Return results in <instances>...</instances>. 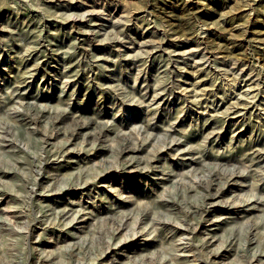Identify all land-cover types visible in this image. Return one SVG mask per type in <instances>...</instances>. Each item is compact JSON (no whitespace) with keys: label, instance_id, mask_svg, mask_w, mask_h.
Segmentation results:
<instances>
[{"label":"rangeland","instance_id":"1","mask_svg":"<svg viewBox=\"0 0 264 264\" xmlns=\"http://www.w3.org/2000/svg\"><path fill=\"white\" fill-rule=\"evenodd\" d=\"M63 1L80 7L64 14L63 9L53 6L55 0H0V28L3 29L0 31V168L9 170L4 181L0 179L3 188L0 190V219L10 222L3 225L0 221V264H16L17 261L19 264H48L38 260L41 246L49 250L64 244L67 226L61 229L56 224L45 225L48 229L44 233V226L32 218L39 215L27 191L35 176L32 162L35 156L44 154L45 149L63 141L78 122H94V118L107 123V127L95 122L92 134L87 135L84 129L82 134L72 137L71 144L82 145L85 151L45 165L47 173L60 178L81 167L101 168L102 164L118 159V151L125 145L123 140L142 145L139 155H145L150 147L162 148V143L167 141L164 130H168L175 132L184 146L199 147L221 158L200 166L197 177L210 173L224 176L230 170L243 174L225 184L224 200L232 199L237 193L243 198L264 202V173L256 160L250 158L254 148H264V0ZM69 12L75 21L73 28L70 18L66 17ZM37 26L38 33L29 31ZM7 28L11 29V34L7 33ZM37 34L38 58L29 57L27 62L34 71L33 62L37 60L38 71L34 76L25 74L26 81L18 84L19 72L23 70L19 59L28 56L23 52L25 47L34 48ZM137 75L142 78L135 80ZM63 79L68 81L65 87ZM162 86L166 87L160 93L163 101L159 106L150 102L151 106L147 107L145 102H149L152 91ZM15 87L24 98L9 104L6 95ZM27 101L46 103L50 109L38 116V128L34 131L19 120L31 112L24 109ZM245 103L249 105L247 109L231 112L235 104ZM12 110L16 117L11 116ZM227 110L228 115H225ZM55 116H63L57 127H53ZM148 118L159 140H144L132 130V122L143 124ZM7 126L9 132L5 139L24 149L16 145L3 147L1 135ZM63 129L64 134L60 133ZM211 130L219 135L216 137L213 132L215 136L204 144L203 138ZM83 135H86L84 140ZM159 153L163 156L156 162L159 166L146 177L140 179L127 170L110 169L93 183L52 196L51 202L62 207L68 201V204L81 201L86 207L81 213L88 212L87 215L89 210L96 213L101 208H110L100 216L130 211L137 203H154L153 199L164 188L172 189L171 181L165 178L168 173L161 171L163 162L168 164L164 168L171 176L179 177L177 172L186 174L190 169L183 151ZM195 156L198 160V154ZM260 163L264 166L263 160ZM187 178L186 182L190 181L187 185L192 184L193 176ZM201 190L187 191L185 195L168 191L166 196L173 199L172 213L158 215L162 224L166 217L182 216L187 207H202L206 190L204 187ZM17 203L30 221L26 229L18 228L14 224L18 218L11 217L15 215ZM223 203L207 215L209 219L225 212ZM248 213H223L222 221L215 228H211L213 225L207 220L197 227L194 225V242L201 238L212 240V247H216L221 236L234 235L232 244L220 248L215 264H246L254 251L264 250V206ZM118 219L105 225L113 227ZM162 224L149 235H137L129 247L121 246L98 258V263L130 264L137 253L140 252L136 257L152 251L154 259L147 261L163 258L170 263L171 257L180 256V251L173 247L176 240L170 239V228ZM13 226L23 231L14 232ZM24 232L29 238H25ZM251 237L260 241L258 246H247L246 241ZM39 238L44 241L34 247ZM58 261L56 264H71L67 257ZM185 263L179 261L178 264Z\"/></svg>","mask_w":264,"mask_h":264},{"label":"bare ground","instance_id":"2","mask_svg":"<svg viewBox=\"0 0 264 264\" xmlns=\"http://www.w3.org/2000/svg\"><path fill=\"white\" fill-rule=\"evenodd\" d=\"M55 1L56 2H54L53 6L56 5L60 9H63L64 14L67 11H74L73 9L80 7L72 5L68 2H64L63 0ZM47 8L52 7L48 6ZM70 16H72V12H69L66 17L70 18ZM69 22H71L70 26L73 28L75 24L74 18H70ZM1 30L3 29L0 28V31ZM36 30L38 33V26L37 29L32 27V29H30L29 31L35 32ZM7 33L11 34V29L7 28ZM34 37H36V34L34 35ZM35 39L33 40L34 48L30 49V47H25L23 50L25 55L28 56L26 58H23L22 56V59H19V66L22 67L23 70L19 72L20 79L17 80L18 84L26 81L24 76L25 74L28 76H34L38 71V62L36 63L37 60L33 62L34 65L31 64V66L33 65L34 71L30 69L31 67L30 65H28L29 61L27 62L29 57L33 58V60L38 58V34L37 42L35 41ZM18 52H21V49ZM26 69L30 70H27L26 73H24ZM138 78L141 79L142 77L137 75L135 77V80H137ZM144 80H146V78ZM63 83L64 87L68 85L67 80H64ZM18 89V87H15L7 93V103L11 104L21 102L23 100L24 96L20 94ZM165 90L166 87L164 86L160 87L159 89H154L152 91L149 102H145L147 107L151 106L150 102L152 104H155L156 106H159L161 101H163V97H161L160 93ZM58 101H60V98H58ZM25 103L23 105L24 109H31V112H27L26 116L24 117H19V120L22 121L26 126L30 127L31 131H34L35 128H38L37 124L39 117L43 116L47 112H50V109H47L46 103H38L37 101H27ZM248 106L249 105L246 103L242 105L235 104V106L233 107L234 109L231 110V112L238 113L243 108L247 109ZM56 108L57 107H54V111H56ZM32 114H36L37 117H35L36 115ZM225 115H228V110L226 111ZM11 116L16 117L15 110L11 111ZM149 119L150 118H148L146 121H142L143 124H134L135 122H132V130L137 132L138 135L140 134L141 136H143V138H145L144 140L158 139L159 135H156V133L153 132L154 128L151 127L148 121ZM62 120L63 116H55L53 122L55 125L53 127H57L58 125H60L62 123ZM95 122L103 123V121H100L95 118L94 122H78V126L73 129L68 134V136L63 139V141H61L58 145H56L55 143V146L45 149L44 154H41L40 156H35L36 158L32 162V165L34 166L35 170V176L33 178L32 184L27 188V191L29 192L31 198L34 200L36 204V209L38 210L39 214L32 218L37 219L38 224H42L44 226V233H47L46 229H48L45 225L56 224L57 226H60L61 229H63V226H67L64 235L62 234L64 236V244H60L57 249L49 250H46V246H41L42 248H40V250L37 252V255L38 260L42 263L56 264V262H59L58 259L62 262L64 257H67L70 260L71 264H94V262H96L95 264H100V262L98 263V258L107 255L114 249H120L121 246L129 247V243L137 235H149L150 233L158 229V225L163 223V220L161 221L158 218V215L166 214L168 216L172 213L170 207L172 205L171 200L173 199L172 197L170 198L166 196L168 191L175 190L176 192L179 191L182 192L183 195H185L187 191H202L201 189L202 187H204L206 192L203 194L202 207L198 209H192L187 207L184 209L182 216H179L177 219H171L169 217H166L165 223L162 224L170 228V239L176 240V243L175 245H173V247L175 248V250L180 251V256L178 258L171 257L172 261L170 263H166V260L163 258H161L160 261L152 262L147 261V259H154V251H152L151 253H141L138 257H136L140 253L139 252L133 257V260L130 261V264H178L179 261L186 262L185 264H189L190 262L196 261L198 262L195 264H215L217 257L220 255V248L224 245L232 244L235 241L236 236L234 237V235H229L225 238L221 236V241L219 244H217L216 247H212L214 243V241L212 240H202L201 238L198 242H194L197 225L200 222L207 220L209 221L210 225H213L211 226V228H215V225L219 224V221H222L221 215H223V213H230L231 211H233L240 212L242 214L245 213L244 215H248V212L252 209H262V207L264 206V202L262 201H259L260 203H258L256 199H251L250 197L243 198L237 193L236 195L233 194L232 199L224 200L223 195L225 191V184L233 180L234 176H242L243 174L236 173L235 171L230 170V172L228 174L226 173V175L224 176H221L220 173H210L205 174V176H200L201 174H198L199 177H197L196 171L199 169L200 166L204 167V165L210 164L211 159L220 160L221 158L218 157V154H207L199 147L195 148L190 145L184 146L182 141L179 140V137L174 134L175 132H171L168 130H164V138L167 139V141L162 143V148L158 149L152 144L151 146L153 147H150L145 155H139V151L141 150L142 145L139 146L132 140H123L125 142V145L118 151V159L111 160L106 164H102L103 166L101 168H97L96 166L81 167V169L76 171L75 173L71 172L68 175H60V178L58 175L51 176L50 173H47L45 165H49V163H53L59 158L75 157L76 155H80V152L85 151V148L82 145L79 147L73 146L71 144V138H76V135L82 134V131L84 129H86L85 132L87 135L92 134L95 128ZM103 125L107 127L108 124L103 123ZM88 126L91 129L89 131H87ZM8 132L9 127L7 126V128L5 127V130L1 135V142L3 143V147L12 148L16 144L13 141L5 139ZM213 132L215 131L211 130L205 135V138H203L204 144L207 142V140L210 141V138L215 136V134L216 137L219 135L216 132L215 134H213ZM60 133L64 134V129ZM50 137H52V135ZM82 137L84 140V137H86V135H83ZM16 146L18 147V149H24L19 144ZM160 151L167 153H170L171 151H175V153L183 151V155L187 157V162L190 169L187 170L186 174L181 173L182 171L177 172L179 177H175V175L171 176L170 171L166 172L164 168V166L168 164L163 162V168H161V171L163 173H168V176H166L165 178L171 181L170 187L172 189L168 190V188H164L163 192L158 195L157 198L153 199L155 200L154 203H137L135 204V207L133 209H130V211H116L111 215L100 216L101 213L107 212L108 210H110V208H101L96 213H94L93 210H89V214L87 215L88 212L81 213L84 212L83 210L84 208H86L80 203L81 201H70V204H68V201L62 207L55 205L53 203L54 201L51 202L50 198L52 196H55L56 194L68 193L72 190V188H81L88 183H93L95 182V179L97 177L101 178L104 175L108 174L110 169L116 171H118V169L127 170L129 174H132L133 176H138L140 179L142 178V176L146 177V175L152 173V171L156 169L157 166H159L158 164H156V162L160 161L163 157L159 153ZM195 154H198V160L195 159ZM250 158L251 160H256V164L262 169L261 172L264 173V168H262L264 166H262L263 164L260 163L261 160H263L264 162V148H254L250 154ZM182 164H184V162ZM8 172L9 170H4L0 168L1 181H4L3 177L9 174ZM190 175L193 176L194 180H191L192 184L187 185V183H189L190 181L186 182V178ZM44 179L46 180L44 181ZM62 181H64V183H61ZM233 183L237 184L236 182ZM2 189L3 188L0 187V190ZM220 202H224L223 206H225V208L223 210H225V212H222V214H219L218 216H214V218L209 219L207 215L211 214V211L215 210V206L220 204ZM176 204L180 205L179 202H176ZM140 206L141 209L138 210ZM239 206H241L242 208L241 211H238L237 207ZM14 207L15 215H11V217L15 216L18 218L17 220H15L14 224L20 229L28 228L30 221L29 219H26V212L20 208L22 207L21 204L17 203L16 205H14ZM194 212L198 213V216H195ZM117 217L119 219L115 222V225L113 227L105 225L109 221H114ZM0 221L3 225L10 224V222L5 218H1ZM194 225H196V227ZM17 227L13 226V229L15 230L14 232L23 231H20V229H18ZM254 229L255 227L252 228L251 232H253ZM24 236L25 238H29L28 233L26 234L24 232ZM38 237H40L39 233ZM42 241L44 240H41V238H39L38 241L35 243L34 247H37L38 245L42 244ZM246 242L247 246H258L260 243V241H257L255 237H251ZM102 247L106 248L102 249ZM202 252H206L205 255H201ZM126 256L129 255L127 254ZM175 259L178 260L177 263ZM16 264H19V262L17 261ZM246 264H264V250L254 251L251 258Z\"/></svg>","mask_w":264,"mask_h":264}]
</instances>
